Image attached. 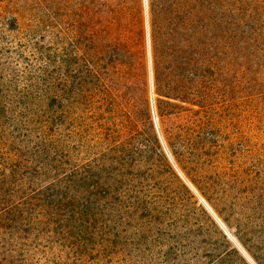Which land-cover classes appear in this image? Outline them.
<instances>
[{
    "label": "rangeland",
    "instance_id": "rangeland-1",
    "mask_svg": "<svg viewBox=\"0 0 264 264\" xmlns=\"http://www.w3.org/2000/svg\"><path fill=\"white\" fill-rule=\"evenodd\" d=\"M207 6L176 64L162 0H0V190L24 207L0 264H264V0ZM230 6L254 44L228 35ZM191 118L193 155L166 135ZM121 179L145 186L155 222L111 207Z\"/></svg>",
    "mask_w": 264,
    "mask_h": 264
},
{
    "label": "trees",
    "instance_id": "trees-1",
    "mask_svg": "<svg viewBox=\"0 0 264 264\" xmlns=\"http://www.w3.org/2000/svg\"><path fill=\"white\" fill-rule=\"evenodd\" d=\"M162 1L165 8L166 54L172 61H175L176 64H183L185 61L191 63L183 56L182 50H194V48L200 46V40H204L205 32L208 29L205 20L207 18V5L209 0ZM226 16L229 36L241 35L247 39L246 44H251V42L254 44L261 36V32L256 29V22L251 13L247 14L246 11L244 12L237 6H230L226 9ZM243 43L245 44V42ZM204 133V128L198 124L197 120L191 118L185 119L177 124L170 132H167L166 135H168L167 140L171 147H175V149L180 152L181 150L191 151L190 153L193 155V153L197 151L203 152L200 144H202ZM138 134L139 131H136L135 135ZM132 136L128 137L131 141L134 140ZM36 175V177H38L40 173L37 172ZM44 178L39 177L38 179L42 181ZM55 182L61 183L59 180H55ZM132 183V180L121 179V184H123L124 187L126 186L124 188L125 190H115L116 196L111 198V207L122 208L120 199L125 198L127 199L126 203L128 210L129 208L135 210L136 208H141L147 211V213L149 212L146 219L155 222L156 216L154 217V215L152 216L150 214V211H155V209L151 207L154 204L150 202V196H148L149 193H147L145 186L136 187V185L134 186ZM125 193H128V197L124 195ZM21 196L23 197V190L19 188H15V190H11V192H7L3 188L0 190V204L5 206L3 214L4 224L0 226L1 228L5 230L13 229L15 225L23 221L22 215L24 213V207L23 203H19ZM54 199L57 204L53 205L54 207L52 206V208L58 209L60 212L64 207V198L60 195ZM53 203L55 204V202ZM124 208L127 209L126 206Z\"/></svg>",
    "mask_w": 264,
    "mask_h": 264
}]
</instances>
